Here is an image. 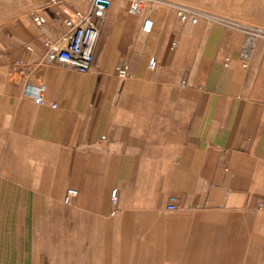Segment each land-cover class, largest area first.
Listing matches in <instances>:
<instances>
[{
  "label": "crops",
  "instance_id": "obj_1",
  "mask_svg": "<svg viewBox=\"0 0 264 264\" xmlns=\"http://www.w3.org/2000/svg\"><path fill=\"white\" fill-rule=\"evenodd\" d=\"M129 3L110 0L84 73L46 60L73 6L45 3L30 12L45 24L8 25L0 264H264V34ZM28 78L44 84L43 104L23 93Z\"/></svg>",
  "mask_w": 264,
  "mask_h": 264
},
{
  "label": "built area",
  "instance_id": "obj_2",
  "mask_svg": "<svg viewBox=\"0 0 264 264\" xmlns=\"http://www.w3.org/2000/svg\"><path fill=\"white\" fill-rule=\"evenodd\" d=\"M143 1L144 0H130L128 7L129 12L131 14H139L143 7ZM59 3V0H48L46 4L48 6H57ZM109 4L110 0H90L89 8L86 11H63L66 15L63 19L66 31L60 42L47 44L46 60L71 67L80 73L86 72L93 62L94 48L98 38L97 23L103 18ZM176 15L181 21L189 20L195 22V15H201V13L189 7L177 6ZM31 19L37 26H41L46 22L45 16L35 11L31 13ZM152 26V19L146 17L143 20L141 29L143 32L147 33L151 31ZM251 46L252 37L249 36L245 39L240 50L242 61L246 62L248 60ZM16 64L20 67L25 65L23 61H16ZM154 66L155 59L151 57L148 67L153 69ZM115 72L120 78H125L130 75L126 64L117 66ZM44 91V84L38 80L28 78L23 82V93L30 97L36 104H43L45 102ZM49 104L52 108H55L58 105V100L53 99ZM76 195V189L68 188L63 196V202L65 204H70L73 197ZM110 199L113 203L117 202L118 191L116 188L110 191ZM172 200L173 198H171V201ZM167 208L173 209L174 206L168 204Z\"/></svg>",
  "mask_w": 264,
  "mask_h": 264
},
{
  "label": "rangeland",
  "instance_id": "obj_3",
  "mask_svg": "<svg viewBox=\"0 0 264 264\" xmlns=\"http://www.w3.org/2000/svg\"><path fill=\"white\" fill-rule=\"evenodd\" d=\"M48 0H0V57L7 49L8 25L28 16L30 12L47 3ZM64 8H84L90 0H59ZM163 4L185 6L225 20L235 26L264 34V0H156ZM69 12H72L69 10ZM262 29V30H260ZM227 264V263H226Z\"/></svg>",
  "mask_w": 264,
  "mask_h": 264
}]
</instances>
